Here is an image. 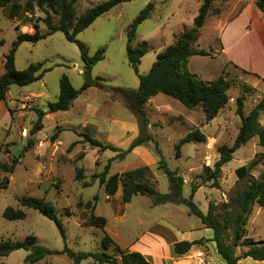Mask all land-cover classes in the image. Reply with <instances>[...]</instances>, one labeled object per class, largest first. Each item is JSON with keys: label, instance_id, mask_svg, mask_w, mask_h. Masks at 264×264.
Listing matches in <instances>:
<instances>
[{"label": "rangeland", "instance_id": "374dc122", "mask_svg": "<svg viewBox=\"0 0 264 264\" xmlns=\"http://www.w3.org/2000/svg\"><path fill=\"white\" fill-rule=\"evenodd\" d=\"M106 1L75 0L76 17ZM22 3L14 0L6 9L0 8V58L10 50L11 42L19 34L13 27L15 23L26 28L38 23L40 32L46 31L42 21L44 14L35 9L27 18ZM149 3L154 5V10L150 18L138 26L131 44L136 47L146 43L149 48L138 66V75L141 76L148 74L156 55L172 45L177 36L192 28L201 0H131L101 15L77 36L90 56L98 50L104 53V60L91 70L93 80L109 88L137 90L138 77L127 61L126 30ZM213 7L219 10V15L208 16L195 46L208 56L190 58L187 69L204 82L214 81L220 75L229 82L227 105L212 121L205 122L200 107L188 110L178 101L159 94L143 105L141 120L146 126L142 132L151 141L123 156L122 152L127 151L139 135L140 121L120 95L108 89L88 88L68 111L58 112L55 116L46 113L47 105L57 100L62 75L76 90L84 84L83 64L77 46L67 42L61 32H56L36 44L22 43L18 47L15 53L17 71L42 64L49 72L29 86H10L6 101L0 102V165H10L12 159L18 160L12 173L0 169V183L6 184L0 189V242H24L28 236H33L37 245L51 251H61L65 245L74 253L103 252L100 244L103 232L86 226L89 211L77 206L86 202L95 203V216L105 220L103 231L124 252L133 250L135 245L140 249L143 239L162 234L158 230L160 226L171 225L178 238L197 237L203 227L197 218L189 215L184 205L153 206L150 198L140 195L124 205L120 201V185L116 193L109 196L110 186L105 190V186L99 184V176L106 166L105 181L114 175L147 167L155 190L167 194L170 185L163 171L157 168L155 145L168 170L182 178L183 198L189 197L193 185L198 187L193 202L204 214L208 204L221 207L241 186L234 173L236 169L245 167L255 179L264 172V150L258 146L257 138H253L221 168L216 187L212 182H204L203 168L213 169L219 147H230L238 133L237 98L244 97L243 114L247 115L264 97V13L256 9L254 0H218ZM57 21L52 15V23L57 24ZM244 86L248 88L247 92ZM24 97H29L30 102L24 103ZM85 100L88 106L83 107ZM35 110L45 113L39 131H33L37 120ZM258 120L264 126V112ZM86 122L90 125L81 127ZM23 130H27L26 135ZM195 130L205 136V143L184 144L180 157L176 158L175 145ZM84 135L119 151L102 152L93 148L84 141ZM26 146L27 151L19 157ZM78 171L79 180L76 179ZM94 196H97L95 202ZM21 197L41 198L52 204L65 239L52 221L32 209L21 208L18 204ZM8 207L23 210L26 218L17 221L4 219L2 213ZM245 229L248 238L264 240V207H253ZM164 237L166 241L172 238L168 233H164ZM202 245L201 240L193 247ZM240 251L237 248L236 254ZM105 253L119 261L111 249ZM26 254L24 250L15 251L7 259L0 258V263L23 264ZM196 257L202 258V255ZM80 264H92V261Z\"/></svg>", "mask_w": 264, "mask_h": 264}, {"label": "trees", "instance_id": "16d2710c", "mask_svg": "<svg viewBox=\"0 0 264 264\" xmlns=\"http://www.w3.org/2000/svg\"><path fill=\"white\" fill-rule=\"evenodd\" d=\"M14 0H0V8L11 4ZM22 7L26 14H31L35 9L44 14L42 20L46 31L41 33L38 23L32 24V34L19 33L14 41L11 42L10 50L3 56L2 73L0 74V102H5L7 91L10 86L26 87L43 78V75L49 72V69L42 67V64L29 65L23 71H17L15 68V53L22 43L36 44L37 42L61 32L65 40L77 46L82 67V76L84 84L80 90H76L70 84L68 78L62 75L59 79V94L57 100L47 105V114L68 111L75 99L86 89L96 88L99 90L108 89L114 94L120 95L127 105L139 119V135L131 142L127 151L122 152V156L129 153L133 148L143 145L151 138L143 135V129L146 126L141 120L143 115V105L151 98L162 94L178 101L188 110L200 107L204 115L205 122L212 121L223 109L228 101L229 82L221 75L214 81L204 82L195 75L189 73L187 66L189 59L194 56H208L203 50H196L198 33L205 25L206 19L211 15H219V10L213 7L218 0H201L196 17L193 19L192 28L184 31L177 36L172 45L166 47L162 52L156 55L150 71L146 75H138V66L141 59L147 54L149 48L146 43H141L132 47L138 26L149 19L154 5L147 4L138 14L136 19L126 30V55L130 68L138 77V88L136 91L124 90L119 88H109L103 83L91 78L92 68L104 60L102 50L96 51L90 56L85 46L77 40L79 33L87 29L101 15L107 13L119 4L131 0H108L94 7L86 9L79 17H76L73 3L75 0H21ZM254 5L260 13H264V0H254ZM52 15L57 17V24L52 23ZM245 91L248 88L244 86ZM244 97L237 98L236 113L240 119V127L234 139L233 144L221 146L218 149V159L213 165V169L203 168L204 182H212L216 187L220 178L221 168L232 160V155L241 147L246 145L251 139L257 138L258 146L264 150V126L259 124V116L264 112V97L248 112L243 114ZM37 120L34 123L33 131L42 129L41 120L45 113L41 110H35ZM55 139V135L52 136ZM83 139L91 147L100 151L115 150L111 145H105L97 140L83 136ZM206 139L198 130L191 131L178 141L175 145V157H180V149L184 144L196 142L205 143ZM30 145V143H29ZM73 145V144H71ZM70 145V147H71ZM27 151V146L23 148L19 157ZM155 154L158 156L157 168L166 175L170 188L167 194L158 193L151 182V173L147 167H141L135 170L124 172L120 175H114L105 181L107 167L99 176V184L108 186V195L113 196L120 185L122 204L130 203L134 196L140 195L151 199L153 206L165 204L184 205L189 215L198 219L204 229H210L213 232L212 242L215 243L217 255L224 264H237L239 260L249 258L264 264V240L254 241L246 235L245 226L252 213L254 206L264 207V172L257 179L251 176L245 167L235 170V176L238 179L239 188L235 190L229 200L218 207L214 204H208L207 212L204 214L193 202L198 187L193 185L190 188L189 197L183 198L182 178L176 175V172L168 170L166 163L158 147H154ZM18 160L12 159L10 165L1 164L0 169L4 173H12ZM81 178L80 171L76 174V179ZM6 187V184L0 183V189ZM97 196L93 197V202ZM21 208L32 209L49 221H52L57 227L62 239H65L62 225L56 217L55 207L41 198L21 197L18 199ZM78 207H84L89 211L86 226L99 229L103 232L100 244L103 252L100 253H74L65 245L61 251H51L45 247L36 244L33 236H28L24 242H0V258L8 257L11 253L24 250L27 252L23 264H37L47 258L54 256H66L72 264H80L82 261L91 260L92 264H150L139 252H124L114 243L111 237L103 230L105 220L94 214L95 203H78ZM2 217L9 221L24 220L26 214L23 210L6 208ZM200 241L187 242L181 241L173 245V253L176 256L185 255L193 246L200 244ZM241 251L237 255L236 249ZM112 250L113 254L119 257V261L114 256H110L105 251Z\"/></svg>", "mask_w": 264, "mask_h": 264}, {"label": "crops", "instance_id": "0c3cea01", "mask_svg": "<svg viewBox=\"0 0 264 264\" xmlns=\"http://www.w3.org/2000/svg\"><path fill=\"white\" fill-rule=\"evenodd\" d=\"M7 6H5V9L7 8ZM13 27L16 30L18 29V33H26V34L33 33V30L31 28L21 27L18 23H15ZM2 63H3V56L0 58V69L2 68ZM82 105L83 107L88 106L87 101L86 100L83 101ZM56 114L57 113H54L53 115L55 116ZM54 118L56 119V117ZM89 125L90 124L86 122L83 125H81V127L87 128ZM136 136L134 134L133 139ZM158 230H161L162 234L158 233L157 235H155V237L147 238L145 240L143 239L142 241L144 244L141 245L140 249L135 245V247L133 246V250L129 252H139L150 264H200V263L224 264L222 259L216 253L215 243L211 241L213 237V232L210 229L202 228L200 229L201 232L198 234L197 237L188 236V238H184V239L174 236V228L171 225L160 226ZM164 233L170 234V237L172 238L169 239V241H166L164 239L165 238ZM180 240H187V242L202 240L203 245L192 247L185 255L176 256L175 254H173V245L177 242H180ZM197 254H201L202 258L196 257ZM5 258L7 259L9 257H5ZM23 258H25V256ZM45 261H42L40 263H45ZM45 264H72V262L67 257L64 258V256H54L48 258ZM237 264H262V263L246 258L239 260Z\"/></svg>", "mask_w": 264, "mask_h": 264}, {"label": "built area", "instance_id": "2783aa9c", "mask_svg": "<svg viewBox=\"0 0 264 264\" xmlns=\"http://www.w3.org/2000/svg\"><path fill=\"white\" fill-rule=\"evenodd\" d=\"M30 17H31L30 15H27V18H30ZM22 101L24 103L30 102V98L29 97H24ZM26 134H27V130H23V135H26Z\"/></svg>", "mask_w": 264, "mask_h": 264}]
</instances>
